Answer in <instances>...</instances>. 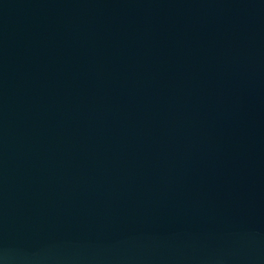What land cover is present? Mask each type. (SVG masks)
<instances>
[{
	"label": "water",
	"instance_id": "obj_1",
	"mask_svg": "<svg viewBox=\"0 0 264 264\" xmlns=\"http://www.w3.org/2000/svg\"><path fill=\"white\" fill-rule=\"evenodd\" d=\"M0 264H264V62L165 0H0Z\"/></svg>",
	"mask_w": 264,
	"mask_h": 264
}]
</instances>
